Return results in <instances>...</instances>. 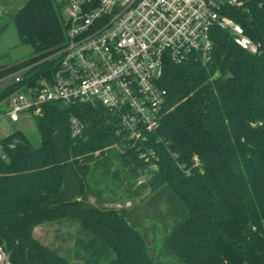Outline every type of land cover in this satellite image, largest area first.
<instances>
[{"label": "trees", "instance_id": "1", "mask_svg": "<svg viewBox=\"0 0 264 264\" xmlns=\"http://www.w3.org/2000/svg\"><path fill=\"white\" fill-rule=\"evenodd\" d=\"M240 1L226 13L259 54L215 30L207 64L166 62L162 118L139 140L101 106L62 103L33 117L37 145L21 130L0 140V248L10 264H168L136 229L134 209L104 207V190L125 182L132 197L150 192L145 210L168 209L173 224L160 258L264 264V0ZM12 22L33 54L0 65V79L24 67L26 82L51 75L67 35L61 4L27 0ZM16 90L1 89L0 106ZM66 223L78 228L64 254L33 237L39 226Z\"/></svg>", "mask_w": 264, "mask_h": 264}, {"label": "built area", "instance_id": "2", "mask_svg": "<svg viewBox=\"0 0 264 264\" xmlns=\"http://www.w3.org/2000/svg\"><path fill=\"white\" fill-rule=\"evenodd\" d=\"M63 9L66 41L56 54L57 69L25 81L29 68L6 78L18 86L3 108V118L18 124L44 105L101 106L116 116L132 140L156 130L167 92L160 80L164 64L211 60L213 32L229 33L250 55L260 46L227 15L240 0H57ZM74 135L80 123L72 118ZM143 182V180H142ZM0 264H10L0 248Z\"/></svg>", "mask_w": 264, "mask_h": 264}, {"label": "rangeland", "instance_id": "3", "mask_svg": "<svg viewBox=\"0 0 264 264\" xmlns=\"http://www.w3.org/2000/svg\"><path fill=\"white\" fill-rule=\"evenodd\" d=\"M1 17L5 22L3 27L0 28V65H12L15 62L31 58L32 48L21 43L16 27L13 22L11 23L9 16L2 15ZM7 81L6 78L0 79V90L10 85ZM1 108L3 107L0 106ZM17 130L24 132L32 143L36 145L39 143L40 137L35 120L27 114L23 116V119L17 125L11 123L8 118H3L0 122V140L12 135ZM126 184L125 182L124 186L118 188V190L114 189V193L102 186L105 189L103 193L104 207L134 209L136 229L146 235L154 255L158 257L161 263L181 264L171 253L167 258H160V255H163L165 251L164 240L173 224L172 220H165L168 209L161 206L156 209L145 210L144 200L150 195V192L147 191L132 197L125 192ZM91 201L94 202V200ZM77 228V225L67 223L39 226L34 230L33 237L45 246L60 249L61 254H64V251L73 247V238Z\"/></svg>", "mask_w": 264, "mask_h": 264}, {"label": "crops", "instance_id": "4", "mask_svg": "<svg viewBox=\"0 0 264 264\" xmlns=\"http://www.w3.org/2000/svg\"><path fill=\"white\" fill-rule=\"evenodd\" d=\"M27 0H0V28L3 27L4 22L2 19V15L9 16L11 19V23L13 17L18 14L26 5ZM4 12V14H2ZM18 61V62H22ZM16 63V62H15Z\"/></svg>", "mask_w": 264, "mask_h": 264}]
</instances>
